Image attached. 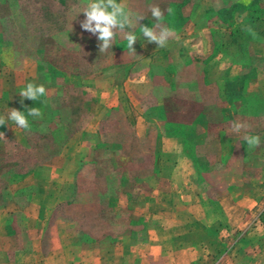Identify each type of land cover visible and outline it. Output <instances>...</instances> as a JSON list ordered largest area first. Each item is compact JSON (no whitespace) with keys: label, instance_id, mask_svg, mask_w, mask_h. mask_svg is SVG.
Returning a JSON list of instances; mask_svg holds the SVG:
<instances>
[{"label":"crops","instance_id":"0c3cea01","mask_svg":"<svg viewBox=\"0 0 264 264\" xmlns=\"http://www.w3.org/2000/svg\"><path fill=\"white\" fill-rule=\"evenodd\" d=\"M93 1L131 16L123 0ZM150 31L114 46L126 61L101 46L96 73L63 80L84 105L55 106L65 94L46 60L25 80H0V264H220L251 230L241 251L264 264V125H236L209 80L214 48L195 60L201 80H182L189 52L140 44ZM256 86L264 104L263 66Z\"/></svg>","mask_w":264,"mask_h":264},{"label":"rangeland","instance_id":"374dc122","mask_svg":"<svg viewBox=\"0 0 264 264\" xmlns=\"http://www.w3.org/2000/svg\"><path fill=\"white\" fill-rule=\"evenodd\" d=\"M123 1L127 6L125 9L128 8L127 11L131 16L119 20L115 17L113 4L108 3L106 6L100 3V5L93 0H39L38 4L37 0H0V51H2L0 53V80H25L27 75H33L37 71L35 70L37 66L32 63L33 61L46 60L50 66L46 72L47 78L50 76V79L60 80L59 88L65 94L64 97L56 99L55 106L64 109L69 107L71 102H73L72 105L80 102L84 105V97L88 95L85 96L80 88L68 89L63 80H84L87 72L92 70L91 74L96 73L99 60L95 59L98 56V52L95 51L101 46L108 47L106 54L109 62L126 61L127 54L115 52V42L127 39L130 30L143 23L147 25L149 21L154 24L151 26L148 38L140 36V44L158 45L171 41L169 42L171 45L172 42H179L178 44L173 43L176 45L175 48L178 46L184 48L185 52H189L190 60L193 61L192 65L180 70L182 80H201L195 60L202 58L207 50L209 54L214 48V43L209 28H194L191 21L202 18L203 13L208 12L207 16L212 18L210 22L215 20L211 24L212 27L216 30L224 29L223 24L216 21L215 12L225 9L226 13L237 17L243 14L245 7L252 0ZM258 4L264 7V0H258ZM175 12L179 13L181 18H177L174 24L170 21V27H168V21L165 18L167 15L175 18ZM262 16L264 18V12ZM121 28L125 30L122 33L118 31ZM262 49L259 42H252L249 47V51L255 56L261 54ZM175 60L178 64L179 57ZM25 64H31V67L25 68ZM227 65L226 62L224 65L220 63L217 67L214 66L215 70L213 67L212 71L215 76L210 77L209 80H222L221 70ZM210 76H212L211 73ZM15 86H12V90L17 88ZM139 90L142 91V88ZM246 90L250 100L248 102L250 111L263 112L264 109L260 106V94L255 91L254 87L248 86ZM181 95L191 96L186 92ZM251 126L257 127V125ZM259 154L264 157V149ZM241 171L237 165L232 173L236 175ZM258 231L251 230L247 234V240L238 244L236 250L220 264H237L241 259L246 258L241 250L246 243L254 240ZM211 248L214 250L215 247L211 246ZM211 248L206 246L205 250L208 252L203 251L199 254L204 257L211 252ZM249 261L246 258L244 264H248ZM206 262L205 258H201L193 261L192 264H205Z\"/></svg>","mask_w":264,"mask_h":264},{"label":"trees","instance_id":"16d2710c","mask_svg":"<svg viewBox=\"0 0 264 264\" xmlns=\"http://www.w3.org/2000/svg\"><path fill=\"white\" fill-rule=\"evenodd\" d=\"M263 12L264 7L258 4V0H252L251 3L245 7L242 12L243 14L237 17H232L229 13H226L225 9H219L215 12L217 15L216 21L223 24L224 29L216 30L212 27L213 25L211 24H213L215 20L210 22L212 18L209 15L207 16L208 12L203 13L204 16H202V18L191 21V23L197 27L209 28L210 36L214 43V52L211 58L208 59L207 71H212V68L214 66L217 67L220 63L224 65L227 62L228 64L227 67H223V70H221L223 79L212 82L217 84L218 90L224 96L226 103L225 107L228 106V110L230 112L233 111L237 126L253 131L261 126L263 127L264 111H250L248 105L250 100L248 99L246 88H248V86L254 87L255 91L259 93L256 86V76L260 67H264ZM175 14V18L168 17V15L166 16L165 19L168 21V27H170V21L174 24L177 18H181L179 13L175 12ZM153 24L154 23L149 21L147 25L143 23L138 26L137 34L150 31ZM133 40L134 37L130 36L125 40L115 42L114 46L117 48L120 46L124 48V46L131 45ZM252 42H259L263 48L262 53L258 56H255V54L249 51ZM213 70H215V67ZM209 84H211V82H209ZM260 104L264 109V104L261 103V100ZM233 119L234 117H231V120ZM251 125H257V127H252ZM255 142L256 140L254 138L249 140L248 145L245 146V156L255 150ZM261 221L264 224V213L262 214ZM216 231H218V228L216 229L215 227L213 232ZM219 254L220 252H218V255Z\"/></svg>","mask_w":264,"mask_h":264}]
</instances>
